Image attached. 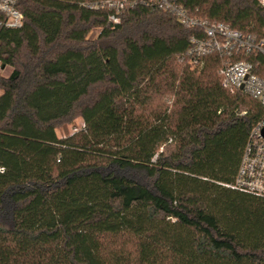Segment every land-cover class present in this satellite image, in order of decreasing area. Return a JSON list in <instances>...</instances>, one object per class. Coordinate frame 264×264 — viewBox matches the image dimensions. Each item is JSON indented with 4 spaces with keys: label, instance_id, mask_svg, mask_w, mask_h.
I'll use <instances>...</instances> for the list:
<instances>
[{
    "label": "trees",
    "instance_id": "obj_1",
    "mask_svg": "<svg viewBox=\"0 0 264 264\" xmlns=\"http://www.w3.org/2000/svg\"><path fill=\"white\" fill-rule=\"evenodd\" d=\"M106 1L0 13V264H264V198L229 187L264 106L192 63L197 29ZM171 1L264 35L258 0Z\"/></svg>",
    "mask_w": 264,
    "mask_h": 264
},
{
    "label": "built area",
    "instance_id": "obj_2",
    "mask_svg": "<svg viewBox=\"0 0 264 264\" xmlns=\"http://www.w3.org/2000/svg\"><path fill=\"white\" fill-rule=\"evenodd\" d=\"M19 0H0V13L4 14V25L19 28L23 14L18 8ZM155 4L160 9L174 14L185 26L198 31L191 38L188 52L192 63L211 54L227 58L222 69V85L231 92L240 91L257 98L264 106V35L261 38L232 28L223 22H209L189 15L183 7L171 0H113L91 7L106 6L115 11L109 17L113 24H119L118 13L125 8L137 5ZM264 8V0H258ZM235 58H240L235 60ZM249 58V59H248ZM251 58V60H250ZM5 66L0 61V72ZM244 114V113H242ZM264 115L252 128L245 146L241 164L233 185L229 187L244 193L264 198Z\"/></svg>",
    "mask_w": 264,
    "mask_h": 264
},
{
    "label": "rangeland",
    "instance_id": "obj_3",
    "mask_svg": "<svg viewBox=\"0 0 264 264\" xmlns=\"http://www.w3.org/2000/svg\"><path fill=\"white\" fill-rule=\"evenodd\" d=\"M6 73H8V71L0 72V74H6ZM82 127H83V120L77 117L71 123H67L61 126L57 131H58V135L60 137H63L76 133V131H78Z\"/></svg>",
    "mask_w": 264,
    "mask_h": 264
},
{
    "label": "water",
    "instance_id": "obj_4",
    "mask_svg": "<svg viewBox=\"0 0 264 264\" xmlns=\"http://www.w3.org/2000/svg\"><path fill=\"white\" fill-rule=\"evenodd\" d=\"M262 134H263V136H264V130H263Z\"/></svg>",
    "mask_w": 264,
    "mask_h": 264
}]
</instances>
